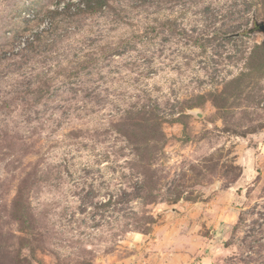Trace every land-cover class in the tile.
Listing matches in <instances>:
<instances>
[{
	"label": "rangeland",
	"instance_id": "rangeland-1",
	"mask_svg": "<svg viewBox=\"0 0 264 264\" xmlns=\"http://www.w3.org/2000/svg\"><path fill=\"white\" fill-rule=\"evenodd\" d=\"M56 1L0 0V264H264V0H85L8 55Z\"/></svg>",
	"mask_w": 264,
	"mask_h": 264
},
{
	"label": "built area",
	"instance_id": "built-area-1",
	"mask_svg": "<svg viewBox=\"0 0 264 264\" xmlns=\"http://www.w3.org/2000/svg\"><path fill=\"white\" fill-rule=\"evenodd\" d=\"M86 6L85 0H60L49 6L47 13H40L35 8L27 7L22 11V18L35 22L31 29L16 37L8 50V55H15L28 48L40 35L52 30L54 27V13L74 12Z\"/></svg>",
	"mask_w": 264,
	"mask_h": 264
},
{
	"label": "trees",
	"instance_id": "trees-1",
	"mask_svg": "<svg viewBox=\"0 0 264 264\" xmlns=\"http://www.w3.org/2000/svg\"><path fill=\"white\" fill-rule=\"evenodd\" d=\"M90 1H100V0H90ZM87 2V1H86ZM56 14H59V13H57L56 12ZM22 21H23V24H24V26H25V28H23V29H21V30H17V35H16V37L18 36V35H20L21 33H23V32H25V31H27V30H29V29H31V27H32V21H29V20H26V19H22ZM35 23V22H34ZM29 24H30V26H29ZM256 29H257V25H256ZM15 34V33H14ZM16 39V38H15ZM14 39V40H15ZM36 42V41H35ZM33 44V43H32ZM30 45V44H29ZM29 47V46H28Z\"/></svg>",
	"mask_w": 264,
	"mask_h": 264
},
{
	"label": "water",
	"instance_id": "water-1",
	"mask_svg": "<svg viewBox=\"0 0 264 264\" xmlns=\"http://www.w3.org/2000/svg\"><path fill=\"white\" fill-rule=\"evenodd\" d=\"M257 30L264 33V22L257 24Z\"/></svg>",
	"mask_w": 264,
	"mask_h": 264
}]
</instances>
